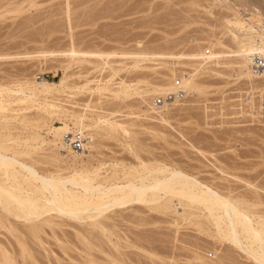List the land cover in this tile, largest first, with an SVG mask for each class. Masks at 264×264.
Segmentation results:
<instances>
[{
    "label": "rangeland",
    "instance_id": "374dc122",
    "mask_svg": "<svg viewBox=\"0 0 264 264\" xmlns=\"http://www.w3.org/2000/svg\"><path fill=\"white\" fill-rule=\"evenodd\" d=\"M67 1L0 0V88L4 91L6 88L5 98L10 95L19 96L10 91L16 90L20 85L26 87L38 77L58 86L59 80L68 75L65 84L67 89L64 92L41 93L33 99L35 103L30 105L16 102L17 97H13L12 102L9 99L6 110L0 111V135L9 138L6 141L8 146L28 154L17 157V161H25L26 166H32L40 175L48 177H69L82 170V166L84 170L99 168L98 174L103 178H111V173H114L113 177L118 174V178L114 177L120 178L117 183H124L123 176L131 169L139 171L147 165L150 168V162L153 168L159 165L171 169L177 167L182 172L197 177L196 179H204L203 182L207 180V184H212L214 180L219 185L225 180L221 186L231 188L233 199L240 196L246 203L250 201L257 204V211L254 209V213L264 218V109L261 108H264V90L260 93L254 90L264 89V79H254L255 84H250L236 72V58L229 53L230 48L232 50L234 47L228 36L223 34V18L228 16L226 9L220 5L208 8L209 4L202 0L195 3L193 0ZM79 1L81 2L78 3ZM87 1L94 4H88ZM97 1H101L100 4ZM83 2H87V5H83ZM95 2L98 4L95 5ZM245 5L249 7L244 6L243 2L236 6L240 9L239 14L246 7L250 9L252 6L248 3ZM65 11H70V15H65ZM248 12L245 14L251 17L252 13ZM260 18L257 19L264 22V18ZM139 43H142L141 46ZM71 47L85 53L102 54L119 51L136 53L150 48L154 59L140 62L135 68L131 67L130 60H123L126 64L120 66L119 58H111L109 66L101 70V63L95 60L80 64L77 61L67 62L68 58L64 57H48V52L61 53ZM190 54L212 56L210 59H190ZM64 66L68 69L64 70ZM116 67L121 71L113 76ZM188 75L193 76V82L198 81L196 84L201 88L199 91L189 89V92L178 88L177 81L180 82V78L186 79ZM171 79L177 86L170 87L174 84ZM135 84L140 88L133 90L132 86ZM122 86L130 87V95L123 96L124 93H119ZM168 87L177 90L154 93V90H167ZM249 88H253L254 92ZM159 98L162 99V104L156 105ZM45 102L54 103L62 112H66L68 118L58 120L53 111L60 109L44 107ZM79 116L85 117V121L90 122L93 129L86 133V138L92 143L87 156L80 158L82 161L72 158V154H69L73 151L71 148L69 153L58 152L50 142L53 136L47 127L50 124L60 127L67 121L74 128L71 121ZM161 116L162 120L159 119ZM32 135H37L40 139L26 146V140ZM132 150L136 152L138 159L134 157ZM8 155L11 156L10 153ZM216 160L227 163L225 167L222 165L225 172L226 167L230 166L227 169L228 177L224 173L221 178L220 174L223 173L216 170V165L213 166ZM218 161L215 163L217 166L220 165ZM16 169L19 170L18 167ZM115 179L112 178V183ZM135 204L136 202L109 210L104 214L108 218L97 219H100L98 223L101 220L105 222V227L111 229L106 228L109 233L114 231V234L110 233V239L107 237L108 232L103 234L104 231L100 232L98 226L92 228L91 225L94 224L89 219L81 222L66 217L62 219L57 213L50 212L49 216L47 213L34 220L35 222L27 223L16 220L0 207V213H3L6 221H0V246L3 250L6 248L9 256L13 254L11 257H14L16 264H106L110 261L113 264L116 261L117 264H254L231 243L216 237L213 226L204 227L206 231L209 230L208 233L204 229L200 230L191 221L193 217L189 218L190 211L188 216L184 212L182 214L183 209L176 199L172 200V210L168 209L170 212L166 210L163 213L148 209L149 206ZM48 217L53 223L49 227L41 223ZM31 224L42 225V229L39 227L42 233L37 234L39 241L35 234L31 232L35 236L34 240L31 237L33 235H30ZM12 225L18 228L17 230L13 226L18 233L11 231ZM21 237L25 246L29 245L26 248L30 251L27 250L29 253L25 252L26 255L21 254ZM111 240L115 241L114 244L109 243ZM89 241H93L96 246L88 244ZM27 255L33 257H29L30 262ZM111 262L107 264H112Z\"/></svg>",
    "mask_w": 264,
    "mask_h": 264
},
{
    "label": "bare ground",
    "instance_id": "6f19581e",
    "mask_svg": "<svg viewBox=\"0 0 264 264\" xmlns=\"http://www.w3.org/2000/svg\"><path fill=\"white\" fill-rule=\"evenodd\" d=\"M101 1H99V2H101ZM202 1H204L207 4H209V7L208 8H210L212 6L213 7L214 6L216 7V6H219L220 5L221 8L226 9V11L228 12V16L226 18H223L224 21H225L223 23V25H224V29H223L224 33L223 34L225 36H228L229 41L232 44L231 46L234 47V49L232 48V50L230 48V50H229L230 52L229 53H231L232 55H234V57L236 58V60H234V61L236 62L237 67H238V69H236L238 71H236V72L238 73L239 77L246 79L248 82H250V84L252 82L254 83V79H256V80L257 79H260V80L262 79L263 80L264 79V74L256 75V74H254L251 71V68H250V57H249V55L251 53L255 52V51H258L259 52L261 50H264V22H262V21H260V20L257 19L258 17L259 18L260 17L264 18V1H261V0H253V1L252 0H244V1H242V0H232V1L231 0H202ZM80 2L81 1H79L78 3H80ZM87 2H85V3L83 2L84 3L83 5L86 6L87 5L86 4ZM193 2L195 3V2H197V0H193ZM240 2H243L244 3V6H247V5H245L247 3H248V5H252L250 9L247 8V7H249V6H247L246 9H243V11H241L243 15L242 14H239L238 11L240 9H237L236 8V6L238 4H240ZM67 3H68V1H67ZM90 3L91 4L92 3L94 4V2H92V1ZM90 3L88 2V4H90ZM98 3H96L95 5H97ZM67 5H65V6H67ZM83 5H82V8H83ZM94 7H96V6H94ZM65 8L67 9V7H65ZM20 10H19V12H20ZM68 10H70V9L68 8ZM246 11H249L248 13H252L251 14V17L250 16L248 17L247 16L248 15L247 13H246L247 15L245 14ZM65 12H66L65 15L66 14L68 15L70 11L68 13H67V11H65ZM91 12H92V10H91ZM99 16H100V14H99ZM101 17H103V16H101ZM67 18H68V16H67ZM262 18H260V19L262 20ZM246 21H248V22H246ZM141 44H140V46H141ZM133 49H134V47H133ZM141 49H143V48H141ZM149 50H150V48H149ZM149 50L148 51L147 50H138L136 53H134V52L133 53H126V52H122V51L120 52L119 51V52H112L113 54H110V53L102 54V52L101 53L100 52L99 53H95V52L94 53L93 52L92 53H89V52L85 53V52H81V51L77 50L74 47H71L68 50H65V52H62L61 51V53H59L60 51L58 53L54 52L55 54L53 52H51L52 54H50L48 52L49 56H48V54L46 56H48L49 58L50 57H64V58H68L67 62L68 61H70V62L77 61L80 64H82V63H87L88 64V63H90L91 60H95V61H98V62L101 63V65L103 67L101 70H103L104 67L109 66V62H110L109 60L111 58H116V59L119 58L120 59V62H122V63L119 62L120 66H122V65L124 66L126 64L124 61L127 62V61L130 60L131 61L130 64L132 65L131 67H135L136 68V66L140 62L150 61V60H152V58L154 59V53L150 52ZM225 50H223V51H225ZM175 51H176V49H175ZM43 53L46 54L45 52H43ZM158 54H159V52H158ZM226 54H228V53H226ZM169 55H171V54H169ZM190 55H192V54H190ZM211 56L212 55H210V54H207V56L204 55V54L203 55L200 54V56H199V54H197V56L196 55L195 56L192 55V56H189V58L190 59H194V58H196V59L197 58L198 59L199 58H204V59L209 58L210 59ZM42 57H44V56H42ZM183 57L180 56V58H183ZM185 57L188 58V56H186V55H185ZM164 60H166V59H164ZM211 60H214V59H211ZM172 61H174V59ZM98 62H96V63L98 64ZM96 63H94V64H96ZM101 65H99V66L101 67ZM197 66H199V65H197ZM110 67H108V68H110ZM67 69H68V67L65 68V66H64V70H67ZM109 70L110 71H114L115 69L114 70L113 69H109ZM120 71H121L120 68H117V70L114 71L115 74L113 76H116V74L118 75L119 74L118 72H120ZM111 75H112V73H111ZM113 76H112V78H114ZM67 78H68V75H67V77L64 75L62 77V79L59 80L58 86L57 85L56 86L55 85L53 86L50 83L44 82L41 79V77H38V78L34 79L33 81H31V83L30 82H29V84L27 83L28 85H26V87L20 85L17 89L15 88L16 90H14V91H12L11 89H10L11 91L9 89L8 90L10 91L11 94H14L15 93L16 95H19V96H16L17 98L15 96H13L14 98L17 99L16 102L19 101L21 104H24V103L26 104L27 103L28 105H30V104L35 103L34 102L35 100L33 101V99H36L37 96H39V94H41V93L43 94L45 92L47 93V92H51V91H54L56 93H59L61 91L64 92L65 91L64 89H67L66 88L67 86H65V84H67L66 83L67 80H68ZM165 78H167V77H165ZM162 79H164V78H162ZM181 79L182 78L179 79L180 82L177 81L178 82V84H177L178 85V88L185 89V91H187L189 89H191L193 91H199V89H201L196 84V82H198V81H196V82L194 81L195 83L193 82V80H194L193 76H191V75L189 76L188 75V77L186 79H182V80ZM172 82L174 83L173 80H172ZM172 82L170 81V83H172ZM170 83H168V85ZM177 85L174 83V84L170 85V87L172 88L173 86L175 87ZM179 85H180V87H179ZM249 85H247V86H249ZM200 86H202V85L200 84ZM252 86H253V84H252ZM262 86H263V84H262ZM132 87H134L133 90H135L136 88H140V87H137L136 84L133 85ZM170 87H168L169 89H167V90H165V89H162V90H154V93L158 92L160 94V93H163L165 91H171L172 89H170ZM253 88H251V89L253 90ZM104 89H107V88H104ZM121 89L122 90L119 91V93L120 92H122V94L124 93L123 96H127L128 94L130 95V93H128V91L130 90V87L129 86H122ZM174 89L177 90L176 88H174ZM174 89L172 90L173 92H174ZM251 89L249 88V90H251ZM256 89L257 88H255L254 90L255 91H259L258 93H260V92H262L264 90L262 88L260 90H256ZM191 90H189V92ZM254 90L252 92H254ZM5 91H6V88H5ZM5 91L3 89L0 90V111H5L6 110V106L8 105L9 101L11 100V98L13 99V97L11 95H10L11 97L8 96L7 98H5V96H4ZM151 92H153V91H151ZM186 93H188V92H186ZM157 100L155 102L156 105L162 104V101H160V103H157ZM164 101H165V99L163 100V102ZM11 102H12V100H11ZM53 104L48 103V102H45V106L44 107H46V106L48 107L49 106L50 109H52V107L55 108V109L56 108L57 109H60V108H58L57 106H55ZM261 108L264 109L263 107H261ZM53 112L52 113L54 114V116L58 120L60 118H62V119L63 118H65V119L68 118L67 115H66V112L65 113L62 112L61 109L60 110H55ZM241 117H242V115H241ZM159 119L162 120V116ZM73 120L74 121H71V122H72V125L74 126V128H71V126L67 123V121L64 122L63 125L60 126V127H55V126H52L51 124L48 125L47 127L49 129V133H51L52 136H53V140L50 141V142L56 147L55 149H57L58 152H60V153H64V152L69 153V151H71V150H69L71 148L70 144H71V142H72V140L74 138V135L77 132H79L80 134H82L84 136L85 140L83 142L82 149H80V150H74V149L71 148L73 151H71L69 153V154H72V158H74V160H78L80 158L82 159L83 156L86 157L87 156L86 154L89 153V150L91 148L90 147V144L92 142L90 143V139H87L86 138V133L89 132L90 130L92 131L93 129H91L92 128V125H89L90 122L89 123L86 122L85 121L86 119L83 116L82 117L81 116L76 117V119H73ZM161 120H159V121H161ZM35 125H33V127H35ZM1 126L2 125L0 123V128H1ZM5 127L6 126H4V128ZM74 129H75V131H74ZM110 133H112V131H110ZM215 138L217 139V137H215ZM227 138H229V137H227ZM39 139L40 138L37 137V135H32L29 139L26 140L25 144H26V146L28 144L31 145V143L37 142ZM8 140H9V138L7 136L0 135V207L2 208V210L6 214L10 215L13 218L15 217L16 220L17 219L18 220L20 219V220H23L24 222L32 223L34 220L36 221L37 219H39L40 217L44 216L45 214L47 215V213H48V216H49L50 212L57 213L56 215L57 216L59 215L60 218L66 217V218H69L70 220L73 219V220H76V221H79V222L89 219V220H92L93 221L92 224H94V225H91L92 228H93V226H95V227L98 226L100 228V230L98 228V230L100 232L104 231L103 234L105 232L106 233L108 232V236L107 237L110 239L111 238L110 237L111 236L110 233L112 232V234H114L113 233L114 231H111L109 233L108 230H111V229H109L108 227H105V224H103V222H104L103 220H105V218H108V217H104V214L106 212H108L109 210L110 211L112 209H115L116 210V209L121 208V207H126L129 204L132 205V203L136 202V204H141V205H144L146 207L149 206L148 209L150 208L151 210H153V211H155L157 213L158 212L163 213L166 210L168 211V209L169 210L170 209L172 210V207H171L172 200L173 199L174 200L176 199L177 201H179V205L183 209L182 210V214L185 213L184 215L185 216L186 215L188 216V211H190L191 214H189V218L191 216L193 217V219L192 220L190 219V220L193 221L194 224H196V226H198V228H200V230L204 229V227L207 228L209 226H211V227L213 226V228L215 229L214 232H216L214 235L216 237L220 238V240L226 241V242L228 241L229 243H231L235 248L238 249V251L242 252V254L245 255L246 258L250 259L254 264H264V218L263 217H260V216H257L258 213L257 214L254 213V209L258 207L257 204H252V202H250V201H249V203L248 202L246 203L244 201V198L241 197L242 198L241 199L240 196L237 198L236 195H234V197L235 196L236 197H235V199H233L231 197V195L233 194V193L231 194V191H230L231 188L229 189L227 187L221 186L224 182H226L225 180L223 181L222 184H219L220 185L219 186L218 184H216V182L214 183V180H213V183H212V179L211 178L214 179V177H211L210 178L211 179L210 183H212V184H207V183H209L207 180H206L207 181V183H206V181H204V182L202 181L204 179H201V180H199V178L196 179L197 177L195 178L194 176H191L189 174H186V173L182 172L181 169H179L177 167L171 169L170 167H167V166H163L162 167V166L159 165L158 167L153 168L154 166L151 165L152 162H150V166H149L150 168H148V165H147V167L146 166H143L144 167L143 170L141 169L139 171L138 170L137 171H135V170L132 171L133 169H131V171H129V173L127 172L128 174H125L124 173L125 174L123 176L124 177L123 178L124 183H117L120 180V178L119 179H115V178H118L119 177L118 174H116L114 176L115 178L113 177L114 173H111L112 175H109V176H112L111 178H109L107 176H106V178H103L101 176L102 177L101 178L99 176V174H98V172H100L98 170L99 168L98 169H95V168L93 169L92 168L93 170H88V169L87 170H84L83 169V166H82V170H79V171L75 172L74 174L72 173V175L69 174L70 175L69 177L68 176L67 177H62V178L59 177V176L58 177H52V176L51 177H48V176L40 175L39 174L40 172L38 173L35 169H33L32 166H30V167L26 166L24 164L25 161L24 162H18L17 159H16L17 157L25 156V155H28V154H26L25 152H22V151L21 152L16 151L12 147L8 146L6 144V141H8ZM137 143H139V142H137ZM219 145L221 146L222 144H219ZM30 148H32V147H30ZM198 148H199V146H198ZM132 152H133L134 157H137V155L135 154L136 152H134L133 150H132ZM9 153L11 154V156L8 155ZM211 155H213V154H211ZM216 156H217V154H216ZM203 157H205V156H203ZM213 157H214V155H213ZM226 158H225V160H226ZM137 159H138V157H137ZM211 159L213 160V158H211ZM20 160H22V159H20ZM230 160H231V158H229L228 161L230 162ZM216 161H218V160H216ZM216 161H215V163H216ZM228 161H225V162H228ZM215 163L213 164V166L216 165V167H217L216 170L217 171H220V173H223V174H220V176L221 175H224V173H225V175L228 177L227 174H228L229 171L227 169L230 166L229 167H226V172L228 171L226 173L223 169L225 167L224 165H227V163L226 164H223L222 162H219L218 161L217 163H220V165L218 164L219 166H217V164H215ZM115 165H114V167H115ZM222 165L224 167H222ZM155 166H157V165H155ZM231 166H233V165L231 164ZM16 167H18L19 170H17ZM238 167H239V165H238ZM85 169H86V167H85ZM117 173H119V172H117ZM216 175L217 174H215V176ZM129 177H131L132 179L131 178L129 179ZM224 177H223V179H224ZM112 178H113V180L115 179V182H113V183H112ZM221 178H222V176H221ZM221 178H219V179H221ZM227 179L228 178H226V180ZM215 181H216V179H215ZM218 181H220V180H218ZM170 211H168V212H170ZM112 213L113 212H111V214ZM2 214L0 213L1 216H2ZM1 216H0V218H1ZM2 217H3V219L2 220L0 219V221L3 222V221H5V219H4V216H2ZM50 217L45 218L41 222L42 225H44V224L46 225L47 224L48 227H49V224L52 225L53 223H52V221H50V219H49ZM101 217H103L104 219L101 220L102 222L100 221L101 223H98V221L100 219L99 220H97V219L98 218H101ZM53 219H55V218H53ZM6 220H8V219H6ZM41 223H39V224H41ZM63 224H65V223H63ZM102 224L104 225V227L102 226ZM42 225L37 226V225L34 224V225H32V227L30 226L31 227L30 230H29L30 233L32 232L33 234H35L36 239L38 241H39V239H38V237H39L38 236L39 235L38 232H41L40 229H42V227H40V226H42ZM111 225H112V223H111ZM13 226L14 225H12V230L11 229L10 230L13 231V232L14 231L17 232L18 228L16 226H14V227H16V229H17L16 230L15 228H13ZM20 226L23 227V225H21V224H20ZM0 227H1V224H0ZM39 227H40V229H39ZM106 228H108V230ZM53 229H54V227H53ZM105 230H107V231H105ZM207 231L209 232L208 229H207ZM32 233L30 235H33ZM80 234H82V232ZM94 235H96V234H94ZM35 236L34 235L31 236L33 238V240H34V237ZM112 236H114V235H112ZM78 237H80V236H78ZM87 238H88V236H87ZM89 238H91V237H89ZM83 239H84V236H83ZM109 239H108V241H109ZM19 240L21 241L19 243H22L20 245L22 247L21 250H23V252L21 251V254H23V253L25 255H26V253L28 254L29 252H27V250L30 251L29 249H27L29 245L28 246L27 245L25 246L26 243L25 242L24 243L22 242L23 241L22 240V237ZM84 240H86V238ZM27 241H28V239H27ZM70 242H72V241H70ZM80 242H78V243H80ZM92 242L89 241L88 244L89 243L91 244ZM114 242H115L114 240H113V242L111 240L109 243L114 244ZM61 243H62V241H61ZM93 244L94 243H92L91 245H93ZM112 244H110V245H112ZM2 245H4V244H2ZM98 245L100 246L101 244H98ZM14 246H16V245H14ZM74 246H75V244H74ZM103 248H102V250H103ZM1 249L2 248L0 246V250ZM5 249L4 250L2 249L0 251L1 252L0 264H16L15 263V260L13 259L14 257L13 258L11 257V256H13V254H11V256H9L8 255L9 252L5 251ZM84 249H86V248H84ZM13 250H14V248H13ZM2 251H3V253H2ZM117 251H118V249H117ZM14 254H15V252H14ZM112 254H114V253H112ZM30 255H31V253H30ZM20 256H24V255H20ZM197 256H198V254H197ZM29 257H32V256H28L27 255V259H29L28 261L30 262V259L31 258H29ZM112 257L113 256H111V258ZM25 259H26V256H25ZM199 259H200V256H199ZM31 262H33V259L31 260ZM34 262H35V260H34ZM110 262H107V263H110ZM116 264H117V261H116Z\"/></svg>",
    "mask_w": 264,
    "mask_h": 264
},
{
    "label": "built area",
    "instance_id": "2783aa9c",
    "mask_svg": "<svg viewBox=\"0 0 264 264\" xmlns=\"http://www.w3.org/2000/svg\"><path fill=\"white\" fill-rule=\"evenodd\" d=\"M261 1H264V0H261ZM249 57H250L251 71L256 75L264 74V50H261L259 52L255 51L251 53ZM161 100L162 99L159 98L157 100V103H160ZM84 140H85L84 136L80 134L79 132H77L74 135V138L70 144L71 148L74 150L82 149Z\"/></svg>",
    "mask_w": 264,
    "mask_h": 264
}]
</instances>
